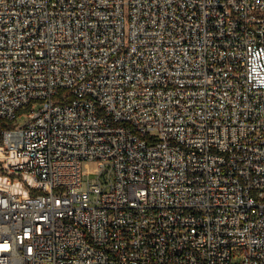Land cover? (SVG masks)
I'll list each match as a JSON object with an SVG mask.
<instances>
[{"label":"built area","instance_id":"2783aa9c","mask_svg":"<svg viewBox=\"0 0 264 264\" xmlns=\"http://www.w3.org/2000/svg\"><path fill=\"white\" fill-rule=\"evenodd\" d=\"M0 181V264H264V0H0Z\"/></svg>","mask_w":264,"mask_h":264},{"label":"rangeland","instance_id":"374dc122","mask_svg":"<svg viewBox=\"0 0 264 264\" xmlns=\"http://www.w3.org/2000/svg\"><path fill=\"white\" fill-rule=\"evenodd\" d=\"M43 107V103L42 102H34L31 106V110H33L34 112H39ZM28 113H23L19 116L16 124L19 125V126H22L24 125L27 121H28ZM84 173L85 174H89L90 172V168H89V165L88 164H85L84 165ZM84 188L87 189V176L84 177ZM242 261V257H238L236 260H235V263H240Z\"/></svg>","mask_w":264,"mask_h":264},{"label":"bare ground","instance_id":"6f19581e","mask_svg":"<svg viewBox=\"0 0 264 264\" xmlns=\"http://www.w3.org/2000/svg\"><path fill=\"white\" fill-rule=\"evenodd\" d=\"M1 183H4L5 181H0ZM9 186V184H7Z\"/></svg>","mask_w":264,"mask_h":264}]
</instances>
